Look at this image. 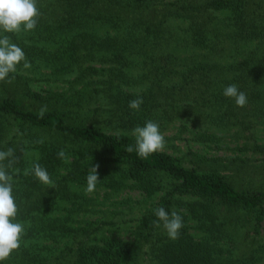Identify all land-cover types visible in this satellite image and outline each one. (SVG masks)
Instances as JSON below:
<instances>
[{"label":"trees","instance_id":"1","mask_svg":"<svg viewBox=\"0 0 264 264\" xmlns=\"http://www.w3.org/2000/svg\"><path fill=\"white\" fill-rule=\"evenodd\" d=\"M37 5L34 30L0 33L30 62L0 82V150L13 148L17 158L8 171L25 227L20 248L0 264H264L256 237L264 182L235 181L259 164L235 155L186 165L165 150L147 159L125 150L135 127L152 120L161 131L175 117L210 141L223 139L212 127H234L244 149L264 151L255 135L264 126V0ZM230 84L246 93V106L223 95ZM36 163L54 187L35 177ZM95 164L100 180L87 193ZM127 186L142 197L111 202ZM159 207L183 217L178 239L156 226Z\"/></svg>","mask_w":264,"mask_h":264},{"label":"clouds","instance_id":"2","mask_svg":"<svg viewBox=\"0 0 264 264\" xmlns=\"http://www.w3.org/2000/svg\"><path fill=\"white\" fill-rule=\"evenodd\" d=\"M40 16L37 0H0V33L32 31L36 28ZM21 63L24 68L30 67L22 48L12 43L8 35H0V82L11 83L14 77L10 78V74L16 73ZM223 95L233 98L238 107L247 104L246 93L239 90L235 84L225 87ZM142 103V97H138L129 102V107L139 110ZM45 111L46 106L39 110V117L42 118ZM132 135L135 137V144L125 148L129 153L135 150L140 158L147 159L150 155L165 150V136L157 122L146 121L143 126L135 127ZM57 155L63 159L65 152L61 150ZM16 160L13 148L0 150V262L7 260L13 251L20 248L21 238L25 233L24 225L16 222L19 209L13 195V175L8 171ZM98 168V164L88 168L85 189L87 193L94 192L100 180ZM32 171L41 183L54 187L49 173L39 163L33 165ZM155 215L159 221L156 226H162L170 239H178L183 227V217L175 210L169 214L163 207L155 209Z\"/></svg>","mask_w":264,"mask_h":264},{"label":"rangeland","instance_id":"3","mask_svg":"<svg viewBox=\"0 0 264 264\" xmlns=\"http://www.w3.org/2000/svg\"><path fill=\"white\" fill-rule=\"evenodd\" d=\"M216 129V133L218 135H223V139H219L218 141H210L209 139H205L201 136L198 137L197 128L194 125L186 124L184 120H180L177 118H173L169 120L167 124H163L161 122V132L165 136L166 147L165 151H168L175 157H179V160L186 164L190 165L193 159H204L211 161V157L219 156L225 158V160L237 159L234 157L238 155L240 157H244L247 159V163L254 162L255 164H259L261 167L254 175H237L236 176V186L245 188L246 184L250 181L256 183L264 182V151L259 150L255 151L253 148L244 149L243 139L241 137L234 139L233 129L234 127H212ZM207 131H210V127ZM255 135L257 137L258 143L264 144V126H260L256 129ZM240 148H239V146ZM222 159V158H221ZM224 171V170H223ZM227 174L230 173L229 170H225ZM96 193V192H95ZM103 191H99V198H102ZM143 192L139 188H130L129 186L124 187L119 190L118 193L112 192L109 195L111 202L113 201V197H123V196H131L133 198L142 197ZM155 198V194L152 195L150 200L145 199L147 203L151 202ZM109 203V201H107ZM111 208L114 207L112 204H108ZM256 237L260 240L264 241V221L260 230L256 233Z\"/></svg>","mask_w":264,"mask_h":264}]
</instances>
